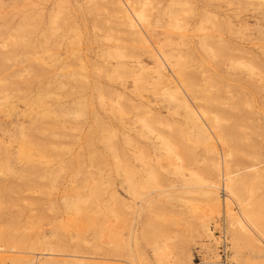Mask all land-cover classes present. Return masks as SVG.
<instances>
[{"label": "rangeland", "instance_id": "obj_1", "mask_svg": "<svg viewBox=\"0 0 264 264\" xmlns=\"http://www.w3.org/2000/svg\"><path fill=\"white\" fill-rule=\"evenodd\" d=\"M128 1L145 10L144 41L116 0H0L2 264L20 251L29 264H218L224 236L235 264L241 233L213 166L223 161L264 243V0ZM151 53L202 113L201 133L163 112L170 129L150 123L164 134H121L120 121L145 118L135 95L160 104L166 83L154 78ZM191 171L218 186L219 213L206 228L192 208L205 203L198 183L182 187ZM246 246V261L262 264Z\"/></svg>", "mask_w": 264, "mask_h": 264}, {"label": "bare ground", "instance_id": "obj_2", "mask_svg": "<svg viewBox=\"0 0 264 264\" xmlns=\"http://www.w3.org/2000/svg\"><path fill=\"white\" fill-rule=\"evenodd\" d=\"M116 3L119 7V13H120L119 15L121 17L120 20L122 23H124L128 27L127 28L128 32L130 34H132L131 36H135V37L139 36V37H141L140 39L144 41L143 33H142L143 31H141L137 27V25L142 26V25H144V23L148 22L146 19V13H145L144 8L135 9L132 7V4L128 0H126L124 2H122L121 0H116ZM144 29L146 30V27H144L143 30ZM145 30H144V32H145ZM199 30H201V29H199ZM115 57H121V54L119 52H115ZM151 58L154 61L155 66H156V68L154 69V73H155L154 78L156 79V81L159 84L160 83L161 84L166 83L164 86L165 90L163 89V91H161V89H159L161 91V92H159V97H158V101H160V104L157 106L152 105V103H150L151 102L150 99H148L147 96L146 97L143 96V94H141V93L135 95L133 97L134 100L132 99L133 100L132 104L134 106V109L135 108L138 110L142 109L141 113L145 114L144 115L145 118L141 115H139V118L137 117L136 119H134V118L129 119L128 118L129 120H128L127 125H125L124 121L123 122L120 121L122 130H123L121 132V134H164L160 130H158L155 126H152L150 123V122H153L154 120L160 122V119L163 118L162 115H164L163 112H165L166 117H172L173 118L176 116H181V118H182L181 123H183L182 125L185 126L184 129L187 128L186 130H188V131H193V132L196 131L195 134L201 133L203 123L200 121V119L202 117V115H201L202 113L199 110H197L198 108L193 109L190 105H188L189 103L186 102V100H187V99H185L186 97H184V98L182 97V93H181V91L183 90L182 85H179V84L178 85H174V84L171 85L172 81L167 76L168 73L167 74L165 73L163 63H161L159 61L157 56L151 53ZM122 65L123 64H121V66ZM136 81H137L136 79L133 80L132 83H129L130 84L129 86L128 85L124 86L126 84H123L122 86L129 89ZM145 81H147V83L149 82L148 80H145ZM176 81H179V80L177 79ZM180 89H181V91H180ZM132 93L133 92H131V94ZM177 96H179V97H177ZM171 99H173V101H171ZM132 104H131V106H132ZM177 105L179 106V108L180 107H181V109L183 108L182 109V110H184L183 113H181L179 111V108H176ZM119 109L120 108L118 106V109H117L118 113L117 114L119 115V120H124V118H123L124 111L119 110ZM139 113H137V114H139ZM158 118H160V119H158ZM174 122L176 123L177 121L175 120ZM158 124H165L169 129L172 126V125H169L167 122L166 123L160 122ZM190 133H192V132H190ZM213 133L214 132H211V133L208 132L205 134H212L213 135ZM215 138L220 143V145L223 147L224 143L221 140V138L217 135L215 136ZM202 139H204V141L207 143L206 146L209 149L213 150L215 148V144L212 142V137L210 135H205L202 137ZM161 145H162V148L165 150V152L168 155L176 156V152H175L173 146L168 142V140L162 139ZM226 155L228 156L229 154H226ZM138 156H137V159L139 160V163L143 162L140 155H138ZM213 166H214V169H216L218 174H220V173L222 174L223 179H224V189L227 190L226 192H228V197L230 198L231 201H233V203L237 209L236 212H233V210H232L233 204L231 203V201H227V200L225 201L224 209L226 210L228 215L232 217L231 219L233 220V224H235L236 227H238L240 229V233H241V238H239V239L236 237L232 238V246H233V250H234V254H233L234 263L235 264H252V263H248L246 261L247 259L245 258V254L242 251L246 246L245 244H243V240L248 239V241H251V240L257 241V245H256V242H255V245H253V242L252 243L248 242L249 246H246V248H248L247 249L248 253L250 254L251 257L254 256L256 258H258V257L261 258L262 264H264V247H263L264 243H262V241H261V236H260L259 232L257 233L256 231H254V229L248 223V217L250 215V212L248 210H245V208L242 206V204H240V202L236 198V191H234V189H233L234 183L232 180V176L227 172L226 163L223 161V165L220 166L219 163H215ZM183 168L184 167L182 166L181 163L177 164L176 166L174 165V172L176 174H183V170H184ZM148 174L151 178L154 177L153 173H148ZM191 183H198V186L200 187L202 194H204L205 203L204 204L192 203V208H193V210L201 211V213L203 214L201 217L198 218V220H197L198 225H196V226H199L200 228L201 227L206 228L207 227V226L205 227L206 220L211 218L214 214L219 213V199H218V193H217L218 186L214 181L205 180L203 177H201L199 175V173H197L195 171H191L189 173V176L187 179L184 180V185H182V187H184V188L190 187L192 185ZM71 205L74 206V204H71ZM25 253L26 252L20 251L19 253H15L14 255H12L11 258H12L13 264H29L31 257L23 255ZM32 260H33V258H32ZM187 260L191 261L189 254H187ZM249 262H252V261L250 260ZM208 263L209 264H216L217 261L212 260V261H209ZM0 264H2L1 255H0ZM32 264H34V262H32ZM171 264H181V263L179 260H177V261L172 262Z\"/></svg>", "mask_w": 264, "mask_h": 264}, {"label": "built area", "instance_id": "obj_3", "mask_svg": "<svg viewBox=\"0 0 264 264\" xmlns=\"http://www.w3.org/2000/svg\"><path fill=\"white\" fill-rule=\"evenodd\" d=\"M229 246L227 241L225 240V236L223 239L222 244L219 246L218 253H219V261L218 264H231L230 262V252Z\"/></svg>", "mask_w": 264, "mask_h": 264}]
</instances>
